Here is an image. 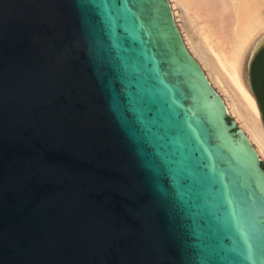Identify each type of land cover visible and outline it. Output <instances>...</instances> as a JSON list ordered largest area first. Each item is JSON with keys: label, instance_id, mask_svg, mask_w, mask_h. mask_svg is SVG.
I'll return each instance as SVG.
<instances>
[{"label": "water", "instance_id": "95a60500", "mask_svg": "<svg viewBox=\"0 0 264 264\" xmlns=\"http://www.w3.org/2000/svg\"><path fill=\"white\" fill-rule=\"evenodd\" d=\"M242 203L264 244V160L169 0H0V264H264Z\"/></svg>", "mask_w": 264, "mask_h": 264}, {"label": "bare ground", "instance_id": "6f19581e", "mask_svg": "<svg viewBox=\"0 0 264 264\" xmlns=\"http://www.w3.org/2000/svg\"><path fill=\"white\" fill-rule=\"evenodd\" d=\"M171 4L193 56L224 95L227 111L240 122L259 156L264 155L263 119L243 75L244 59L264 32V0H173Z\"/></svg>", "mask_w": 264, "mask_h": 264}, {"label": "snow or ice", "instance_id": "6c2138e0", "mask_svg": "<svg viewBox=\"0 0 264 264\" xmlns=\"http://www.w3.org/2000/svg\"><path fill=\"white\" fill-rule=\"evenodd\" d=\"M235 215L238 218V221L241 223L242 230L247 228L250 232L249 239L252 241L249 244V249L251 250L253 244H256L257 236L255 234V219L257 215L256 208L253 204H244L242 203L239 208L235 211ZM256 250L264 255V244H256ZM251 258V256L249 257Z\"/></svg>", "mask_w": 264, "mask_h": 264}, {"label": "flooded vegetation", "instance_id": "af4514ba", "mask_svg": "<svg viewBox=\"0 0 264 264\" xmlns=\"http://www.w3.org/2000/svg\"><path fill=\"white\" fill-rule=\"evenodd\" d=\"M251 82H252V89L259 102V106L261 108L263 119H264V72L263 73L260 72L257 74V76H254L253 75V64L251 68Z\"/></svg>", "mask_w": 264, "mask_h": 264}, {"label": "rangeland", "instance_id": "374dc122", "mask_svg": "<svg viewBox=\"0 0 264 264\" xmlns=\"http://www.w3.org/2000/svg\"><path fill=\"white\" fill-rule=\"evenodd\" d=\"M170 1V3L171 2H173V0L171 1V0H169ZM171 6H172V4H171ZM175 8V11H176V14H177V10H179V7H177V6H175L174 7ZM172 10H173V8H172ZM173 13H174V11H173ZM174 17H175V15H174ZM263 18H264V16H263ZM176 19V18H175ZM264 21V20H263ZM176 22H177V24H179L178 26H179V28H180V31L182 32V36H183V29L181 28V26H180V23H181V18L179 17V14H177V20H176ZM183 38H184V36H183ZM184 41H185V39H184ZM185 43H186V41H185ZM186 45H187V43H186ZM187 47H188V45H187ZM188 49H189V47H188ZM190 50V49H189ZM191 52V51H190ZM192 53V52H191ZM250 52H248L247 53V56H246V58L244 59V63H243V75H244V82L246 83V86L248 87V89L250 90V87L248 86V84H247V80H246V64H247V58H249L250 57ZM193 55V54H192ZM197 59V58H196ZM198 60V59H197ZM200 63V62H199ZM203 69H204V71L206 72V70H205V68L203 67ZM213 86L215 87V89L218 91V93H220L221 95H222V97L224 96L221 92H220V90L213 84ZM251 91V90H250ZM228 114L236 121V123L238 124V126L241 128L242 126H241V124H240V122L237 120V118L234 116V114H232V113H229L228 112ZM262 117V116H261ZM242 129V128H241ZM260 157H261V159H263L264 160V155H261L260 154Z\"/></svg>", "mask_w": 264, "mask_h": 264}, {"label": "trees", "instance_id": "16d2710c", "mask_svg": "<svg viewBox=\"0 0 264 264\" xmlns=\"http://www.w3.org/2000/svg\"><path fill=\"white\" fill-rule=\"evenodd\" d=\"M260 72H264V48L256 56L253 63V75L257 76Z\"/></svg>", "mask_w": 264, "mask_h": 264}]
</instances>
